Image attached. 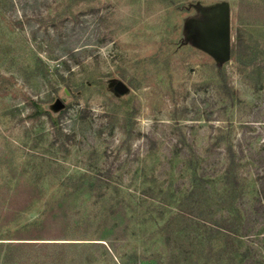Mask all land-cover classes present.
I'll use <instances>...</instances> for the list:
<instances>
[{
  "label": "rangeland",
  "instance_id": "rangeland-1",
  "mask_svg": "<svg viewBox=\"0 0 264 264\" xmlns=\"http://www.w3.org/2000/svg\"><path fill=\"white\" fill-rule=\"evenodd\" d=\"M223 7L227 59L201 29ZM10 200L59 220L0 264H264V0H0Z\"/></svg>",
  "mask_w": 264,
  "mask_h": 264
},
{
  "label": "trees",
  "instance_id": "trees-1",
  "mask_svg": "<svg viewBox=\"0 0 264 264\" xmlns=\"http://www.w3.org/2000/svg\"><path fill=\"white\" fill-rule=\"evenodd\" d=\"M241 41L237 40L234 43V48H230V55L235 54L239 52L240 49L242 51L245 49L244 47L241 48ZM238 48V49H237ZM228 152L230 153L229 155V161L227 164V170L225 173L226 179L228 178V175L230 171L233 170V155H232V149L229 148ZM11 203L13 204V200H10L8 202V209H15L14 206H11ZM57 211L59 210L56 209ZM2 212V211H1ZM17 211H6L4 214H0V241L1 240H20L22 242L14 243V242H7L6 246L8 248H11L12 244H21L19 247H24V246H31L33 244H39V243H32L28 242V240H43L44 234H47V230L54 224L58 223L59 216L57 212L51 211V209H46L45 208L41 212V217L37 221L34 222H20L17 217H16ZM219 222H223L224 224L227 222V220L224 218H221L220 221H213V222H208V224L213 227L217 233H224V227L223 225L219 224ZM9 226H13L12 229L8 228ZM226 226V225H224ZM59 227L58 230H61ZM216 245L219 243V241L215 242ZM0 244H4L2 241ZM214 243L210 244L212 248L214 247ZM0 245V246H1ZM144 261L142 259L140 260V263L143 264ZM148 263V262H147ZM145 264V263H144ZM155 264H160L158 261L155 262Z\"/></svg>",
  "mask_w": 264,
  "mask_h": 264
},
{
  "label": "water",
  "instance_id": "water-1",
  "mask_svg": "<svg viewBox=\"0 0 264 264\" xmlns=\"http://www.w3.org/2000/svg\"><path fill=\"white\" fill-rule=\"evenodd\" d=\"M217 19L210 26H202L203 46L210 52L223 59L230 57V20L227 7L216 9ZM119 92L126 91V87L119 83Z\"/></svg>",
  "mask_w": 264,
  "mask_h": 264
}]
</instances>
